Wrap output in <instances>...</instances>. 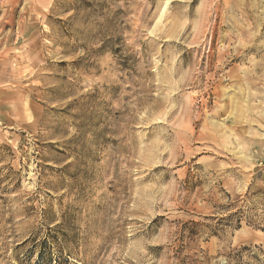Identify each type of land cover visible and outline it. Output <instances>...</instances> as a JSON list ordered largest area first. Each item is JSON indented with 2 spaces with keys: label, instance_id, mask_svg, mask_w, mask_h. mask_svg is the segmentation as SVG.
Listing matches in <instances>:
<instances>
[{
  "label": "rangeland",
  "instance_id": "1",
  "mask_svg": "<svg viewBox=\"0 0 264 264\" xmlns=\"http://www.w3.org/2000/svg\"><path fill=\"white\" fill-rule=\"evenodd\" d=\"M0 264H264V0H0Z\"/></svg>",
  "mask_w": 264,
  "mask_h": 264
}]
</instances>
